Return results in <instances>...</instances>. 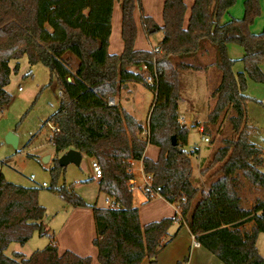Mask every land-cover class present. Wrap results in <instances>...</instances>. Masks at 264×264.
Segmentation results:
<instances>
[{"label":"trees","instance_id":"obj_1","mask_svg":"<svg viewBox=\"0 0 264 264\" xmlns=\"http://www.w3.org/2000/svg\"><path fill=\"white\" fill-rule=\"evenodd\" d=\"M115 1L0 0V107L10 101L6 86L11 72L18 69V62L13 68L9 62L24 55L30 65L47 67L61 91L58 108L44 122L55 128L47 137L54 157L46 189L66 204L92 208V244L99 264H139L144 258L155 264L157 254L173 237L168 231L174 223L186 224L196 240L226 264H264L256 245L258 234L264 233V198L256 196L245 207L240 194L246 185L264 193L263 151L248 140L251 126L246 104L252 98L245 93L246 77L264 81L260 69L264 28L258 33L249 29L259 15V0H245L243 17L227 21L222 17L236 0H194L186 25L184 1L164 0L161 26L143 14L139 0H118L123 50L110 54L107 48ZM136 5L145 33L162 32L153 50L134 48ZM230 43L243 48V71L232 70L235 60L227 54ZM206 44L214 48L220 82L211 93L213 107L202 125H196L202 136H210V143L220 135V145L202 160L201 182L193 176L191 152L185 148L188 127L178 119V99L181 72L198 68L184 59L206 55ZM128 83H141L154 94L147 116L148 136L142 134V122L122 105L107 103L109 96ZM148 144L158 147L157 159L144 155ZM68 149L100 164L99 192L118 207L88 205L72 185H58L65 166L57 159ZM130 160L142 162L151 188L175 206L174 216L140 223L127 186L132 176ZM40 189L7 181L0 174V264H90V256L70 250L59 253L54 233L42 231L46 208L38 201ZM144 195L146 200L152 199ZM227 230L232 231L227 234L233 239L220 235ZM34 232L47 237L43 248L29 255L6 254L11 243L24 245ZM208 238L211 245L205 243Z\"/></svg>","mask_w":264,"mask_h":264},{"label":"rangeland","instance_id":"obj_2","mask_svg":"<svg viewBox=\"0 0 264 264\" xmlns=\"http://www.w3.org/2000/svg\"><path fill=\"white\" fill-rule=\"evenodd\" d=\"M244 1L236 0L224 14L222 20L242 18ZM139 3L144 13V0H139ZM259 7V15L249 26L250 31H257L256 33L264 28V0H259ZM149 36L150 41L155 44L161 34L156 32ZM232 46L238 52L237 56L230 52L232 58L235 59L232 70L237 73L243 71V63L239 60V57L243 55V48L234 43ZM206 47L209 52L203 57L198 54L184 59L192 62L193 66L197 65L198 68L181 72L182 83L178 99L179 115H184V124L188 127L185 148L187 150L190 147L197 149V152L190 154V158L193 172L201 182L204 177L198 173V169L201 170L203 166L201 163L203 159L200 160V157L208 155V159L220 145V135H217L211 143L208 135H205L208 136V141H202V134L199 126L196 125V123L202 125L206 115L213 107L214 98L211 93L220 82V70L216 65L214 48L210 44H206ZM17 62L18 69L11 72L9 84L6 86V90L11 96L10 101L0 107V174L5 180L15 184L41 187L38 192V201L46 208V216L43 221L50 225L60 218L59 216L63 212L61 206L64 203L57 193L46 189L51 180L49 168L53 165L54 149L47 140L51 132L50 124H44V122L59 106V89L55 76L51 75L49 69L44 65L39 63L30 65L24 55L17 61L11 60L10 67L13 68ZM75 64L74 61L72 65L75 66ZM201 66L202 68H200ZM260 69L264 74V60L260 63ZM19 87L20 90H18ZM245 93L252 98L246 104L247 120L251 126L248 140L263 151L264 159V81L256 82L246 77ZM113 97L120 105L121 102L126 105L132 99L131 104L134 107L132 109L142 122H145L147 112L154 100L152 91L141 83H128L126 88ZM228 129L230 130V128ZM8 132H12L17 137L16 148L5 141V135ZM46 155H49V159L43 160ZM86 162L87 158L84 155L79 165L68 164L65 166L58 185L63 182L66 185H72L78 195L82 194L85 199L94 201L98 191L95 183L87 180ZM260 169L264 173V165ZM135 193L136 196L139 194ZM240 194L245 207H250L256 196L264 198V193L250 189L247 185ZM102 197L103 195L99 194V204H103ZM59 211L60 215L56 217V213ZM251 224V222L247 223L244 228H249ZM231 232V230H227L220 235L224 239L231 240L234 238L233 235L228 236L227 234H231ZM216 238L217 236L213 237V243ZM47 243L46 236H40L38 232H34L24 245L11 243L6 254L11 255L12 251L17 248L21 253L29 255L34 250L43 248ZM256 245L258 252L264 255V233L258 234Z\"/></svg>","mask_w":264,"mask_h":264},{"label":"crops","instance_id":"obj_3","mask_svg":"<svg viewBox=\"0 0 264 264\" xmlns=\"http://www.w3.org/2000/svg\"><path fill=\"white\" fill-rule=\"evenodd\" d=\"M183 1L186 5V11L184 15V25H186L190 15V9L194 0H183ZM163 2L164 0H144L145 10L143 14L152 17L155 23L158 24L159 26H161L163 23V19H162ZM140 15H141V11L139 7L136 5L133 11V17L136 24V37L134 40V48L141 50H153L154 48H156L157 43L161 40L162 32L158 31V33H160L161 36L155 42V44H153L150 41V36H149L150 34L149 35L146 34L142 27L140 21ZM110 24H111V29H110L107 50L110 54H120L123 50V41L121 38V10L118 0H116L113 4ZM251 32L256 33L257 31H251ZM230 52L232 54H236L235 56H237L238 54L237 50L233 48L232 43L227 45V54L231 59H233L232 58L233 56L231 55ZM242 56L239 57V60L242 58ZM131 102L132 99L126 105L122 104L121 102V105L136 119L142 122L135 114V111H133L134 109L132 108L134 107L131 104ZM148 112L145 118V122H142L143 125L147 123ZM200 129L201 127H199V130ZM158 152H159L158 147L148 144L145 148L144 155L148 158L155 160L158 157ZM81 154L83 158L84 154L83 153ZM207 156L208 155L200 157V160L207 158ZM86 158H87V162L85 168H86L87 180H89L92 183H95L98 194L97 196H95L94 201H89L85 199L80 192L79 193L81 194L82 199L88 205H96L97 207H106L104 203V199L106 195L102 192H99L98 179L94 178L90 167V162L92 158L88 156H86ZM134 168H135V176L137 180L140 181L142 176V162L140 160H135ZM198 173L200 174V169H198ZM193 176L196 177L197 175H195L193 172ZM135 192L139 194H137L136 196ZM99 194L103 195L102 197L103 204L98 203ZM63 203L64 204L61 206V210H63L61 215L59 214L60 211L56 213V217L60 215L59 216L60 218L55 220L54 223L50 225L44 223L42 227V231L54 233L59 253H62L65 250H70L79 256H90L91 258L90 264H99L97 260V249L92 244V240L95 237V224L93 219L92 208L90 206H71L69 204H66L64 201ZM132 205L134 207H137L139 221L142 225L151 221L159 220L163 217H172L176 213L175 206L169 203L168 201H166L161 196H156L150 200H146V197L144 193L141 191V189L132 191ZM168 233L170 235H173V237L169 241V243L157 254L155 258V264H226L220 258H218L214 253H212L208 248V246H206L205 244H199V246H193L192 234L190 233L188 226L186 224L179 226L177 223H174L169 228ZM211 242L212 241H210V238L205 240V243L207 245H211ZM15 251L20 252V250H18L17 248L14 249L12 252ZM24 255L27 254L24 253ZM150 262H151L150 259L144 258L139 264H150Z\"/></svg>","mask_w":264,"mask_h":264},{"label":"built area","instance_id":"obj_4","mask_svg":"<svg viewBox=\"0 0 264 264\" xmlns=\"http://www.w3.org/2000/svg\"><path fill=\"white\" fill-rule=\"evenodd\" d=\"M20 89L21 88L19 87L18 90H20ZM58 94H59V96H61L60 90H58ZM107 103H108V105L116 104L115 98L113 96H109L107 98ZM178 119L181 123L185 122V118L181 114L179 115ZM50 129H51V131L55 130V128L51 125H50ZM142 134L146 135V136H148V134H149L147 123L144 125V129L142 131ZM208 139L209 138L207 136H204V135L201 136V140L204 142H207ZM188 151L191 153L195 152V147H190ZM134 161L135 160H130L131 166L128 168V172H130L132 174V176L127 181L128 189L131 191L141 189V191L144 194H146L147 196H149L150 198H154L156 196H159L158 192L154 191L151 188V178L149 175L144 174L142 171L141 180L140 181L137 180V178L135 176ZM90 167H91L94 178H97V179L100 178L102 175V169L100 167V164L96 160H91ZM104 203H105L106 207H118V204L115 201H113L107 195L104 199ZM192 244H193V246H199V244H200L193 235H192Z\"/></svg>","mask_w":264,"mask_h":264},{"label":"water","instance_id":"obj_5","mask_svg":"<svg viewBox=\"0 0 264 264\" xmlns=\"http://www.w3.org/2000/svg\"><path fill=\"white\" fill-rule=\"evenodd\" d=\"M5 141L11 144L14 148L17 147V137L12 133L8 132L5 135ZM171 143L175 145V138L171 136ZM82 158L80 151L75 149H68L64 153L58 156L57 162L60 166H67L68 164L79 165ZM49 155L43 157V160H48Z\"/></svg>","mask_w":264,"mask_h":264}]
</instances>
